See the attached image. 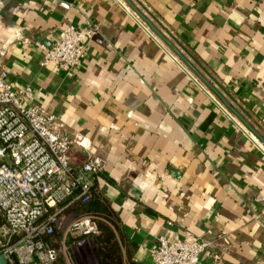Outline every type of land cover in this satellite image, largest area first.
I'll list each match as a JSON object with an SVG mask.
<instances>
[{
    "label": "crops",
    "instance_id": "1",
    "mask_svg": "<svg viewBox=\"0 0 264 264\" xmlns=\"http://www.w3.org/2000/svg\"><path fill=\"white\" fill-rule=\"evenodd\" d=\"M132 2L264 137V0ZM86 19L99 31L75 69L42 64L59 29ZM3 44L13 87L32 88L23 101L74 137L70 163L106 158L93 189L124 264H155L159 234L208 230L227 232L219 264H264V146L124 0H0ZM199 260L213 264L209 251Z\"/></svg>",
    "mask_w": 264,
    "mask_h": 264
},
{
    "label": "built area",
    "instance_id": "2",
    "mask_svg": "<svg viewBox=\"0 0 264 264\" xmlns=\"http://www.w3.org/2000/svg\"><path fill=\"white\" fill-rule=\"evenodd\" d=\"M99 24L86 19L80 25L60 28L56 39L43 46L42 64L73 71L85 54ZM7 46H0V254L8 264H78L73 252L98 231L93 214H64L75 202L93 194L95 176L107 165L101 154L71 164L68 151L75 139L63 121L43 104L25 103L31 86L14 88L4 59ZM262 208L255 213L264 219ZM61 235L54 236L57 231ZM225 230L168 238L159 234L150 247L155 264H204L209 251L213 264L222 256Z\"/></svg>",
    "mask_w": 264,
    "mask_h": 264
},
{
    "label": "trees",
    "instance_id": "3",
    "mask_svg": "<svg viewBox=\"0 0 264 264\" xmlns=\"http://www.w3.org/2000/svg\"><path fill=\"white\" fill-rule=\"evenodd\" d=\"M68 210L75 214H93L97 218L98 232L94 234V241L103 264H124L120 230L108 203L98 195L94 189L92 196L85 202H75ZM54 236H58L55 233Z\"/></svg>",
    "mask_w": 264,
    "mask_h": 264
},
{
    "label": "water",
    "instance_id": "4",
    "mask_svg": "<svg viewBox=\"0 0 264 264\" xmlns=\"http://www.w3.org/2000/svg\"><path fill=\"white\" fill-rule=\"evenodd\" d=\"M136 13L138 16H140L148 25L149 28L157 35L159 38H161L168 46L171 48L173 52H175L176 56H178L182 61L187 64V66L199 77V79L209 86L210 89H213L221 98L222 103L227 108H230L237 117L247 126V128L250 130L251 134L264 146V137L261 136L257 130L240 114L238 110L233 108L229 102L222 96L220 93L213 87V85L207 80V78L191 63V61L184 55V53L177 48V46L165 35L162 33V31L132 2V0H124ZM171 54V53H170ZM171 56H173L171 54ZM173 58L176 60V57L173 56ZM177 61V60H176ZM183 67V66H182ZM184 68V67H183ZM185 69V68H184ZM186 70V69H185ZM192 77L193 75L186 70ZM194 78V77H193ZM203 87V86H202ZM217 101V100H216ZM222 103H219V105L223 107ZM0 264H8L6 259L0 254Z\"/></svg>",
    "mask_w": 264,
    "mask_h": 264
},
{
    "label": "rangeland",
    "instance_id": "5",
    "mask_svg": "<svg viewBox=\"0 0 264 264\" xmlns=\"http://www.w3.org/2000/svg\"><path fill=\"white\" fill-rule=\"evenodd\" d=\"M64 214L69 217L77 216V214H75L74 211H71L68 209L65 210ZM56 233H58V236L59 234L61 235L59 230ZM94 234L90 235L85 240L83 245L78 247L73 252V257L77 261L78 264H103L101 256L99 254V251L94 241Z\"/></svg>",
    "mask_w": 264,
    "mask_h": 264
},
{
    "label": "bare ground",
    "instance_id": "6",
    "mask_svg": "<svg viewBox=\"0 0 264 264\" xmlns=\"http://www.w3.org/2000/svg\"><path fill=\"white\" fill-rule=\"evenodd\" d=\"M263 145V144H262Z\"/></svg>",
    "mask_w": 264,
    "mask_h": 264
}]
</instances>
